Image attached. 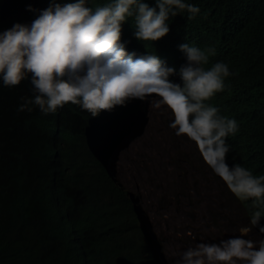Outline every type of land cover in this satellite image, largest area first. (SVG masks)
Returning a JSON list of instances; mask_svg holds the SVG:
<instances>
[{
	"label": "clouds",
	"instance_id": "clouds-1",
	"mask_svg": "<svg viewBox=\"0 0 264 264\" xmlns=\"http://www.w3.org/2000/svg\"><path fill=\"white\" fill-rule=\"evenodd\" d=\"M0 8L10 10L0 81L33 87L18 111L92 116L81 147L87 171L105 182L90 210L111 226L117 216L112 233L129 247L126 264L151 262L101 156L154 103L183 155L181 174L212 208L209 224L233 225L234 237L188 247L178 264H264V0H0Z\"/></svg>",
	"mask_w": 264,
	"mask_h": 264
},
{
	"label": "trees",
	"instance_id": "trees-1",
	"mask_svg": "<svg viewBox=\"0 0 264 264\" xmlns=\"http://www.w3.org/2000/svg\"><path fill=\"white\" fill-rule=\"evenodd\" d=\"M9 13L0 8V31L10 28L2 22ZM32 90L28 80L0 81V264H126L129 247L112 233L117 216L111 226L90 210L105 182L87 171L81 147L92 116L73 107L18 111ZM212 225L207 243L217 241Z\"/></svg>",
	"mask_w": 264,
	"mask_h": 264
},
{
	"label": "rangeland",
	"instance_id": "rangeland-1",
	"mask_svg": "<svg viewBox=\"0 0 264 264\" xmlns=\"http://www.w3.org/2000/svg\"><path fill=\"white\" fill-rule=\"evenodd\" d=\"M161 114L154 103L144 121L139 108L127 130L104 151L101 167L120 189L151 264H178L188 247L207 243L212 229L205 211L212 208L197 200L185 176L176 173L183 155L162 125ZM217 219L222 228L215 243L234 237L231 222Z\"/></svg>",
	"mask_w": 264,
	"mask_h": 264
}]
</instances>
